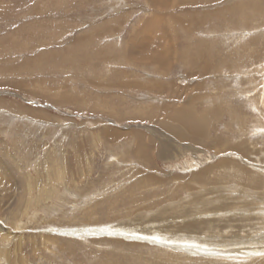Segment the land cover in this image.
<instances>
[{
  "label": "rangeland",
  "instance_id": "1",
  "mask_svg": "<svg viewBox=\"0 0 264 264\" xmlns=\"http://www.w3.org/2000/svg\"><path fill=\"white\" fill-rule=\"evenodd\" d=\"M0 264H264V0H0Z\"/></svg>",
  "mask_w": 264,
  "mask_h": 264
},
{
  "label": "bare ground",
  "instance_id": "2",
  "mask_svg": "<svg viewBox=\"0 0 264 264\" xmlns=\"http://www.w3.org/2000/svg\"><path fill=\"white\" fill-rule=\"evenodd\" d=\"M148 56H149V55H148ZM151 58H152V57H151ZM155 60H156V59H155ZM157 60H158V59H157ZM238 120H239V119H238ZM190 121H191V120H190ZM194 121H195V120H194ZM230 162H232V161H230ZM239 166H240V165H239ZM223 172H224V170H223ZM223 172H222V173H223ZM225 173H226V172H225ZM231 173H232V172H231ZM240 173H241V172H240ZM243 173H244V172H243ZM226 174H227V173H226ZM229 174H230V172H229ZM235 175H237V176H232V175H231V176H232V177H231L232 180H235V179H236V180H238V179H242V177H243V174H242V175H241V174H240V175L235 174ZM197 176H198V175H197ZM225 176H226V175H225ZM225 176H222V175H221L220 177H221V178H225ZM202 177H203V176H202ZM227 178H228V179H231L229 175H227ZM247 179H248V178H247ZM257 179H258V178H257ZM248 180H249V179H248ZM251 180H252V179H251ZM256 185H257V184H256Z\"/></svg>",
  "mask_w": 264,
  "mask_h": 264
}]
</instances>
